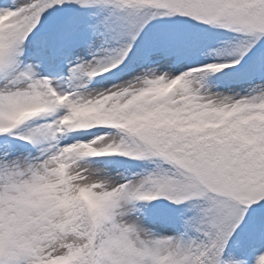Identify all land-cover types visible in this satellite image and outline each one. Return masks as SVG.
I'll use <instances>...</instances> for the list:
<instances>
[{
	"label": "snow or ice",
	"instance_id": "6c2138e0",
	"mask_svg": "<svg viewBox=\"0 0 264 264\" xmlns=\"http://www.w3.org/2000/svg\"><path fill=\"white\" fill-rule=\"evenodd\" d=\"M0 264H264V0H0Z\"/></svg>",
	"mask_w": 264,
	"mask_h": 264
}]
</instances>
